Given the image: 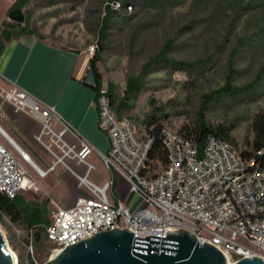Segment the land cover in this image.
<instances>
[{
  "label": "built area",
  "instance_id": "built-area-1",
  "mask_svg": "<svg viewBox=\"0 0 264 264\" xmlns=\"http://www.w3.org/2000/svg\"><path fill=\"white\" fill-rule=\"evenodd\" d=\"M112 5L116 11L123 9L121 3ZM126 10L133 8L129 6ZM97 49L99 44L91 46L88 55L93 58ZM96 97L99 127L111 143L109 152L101 154V159L113 176L103 186L90 179L96 171L89 161L92 148L82 143L78 152L68 144L66 137L70 128L55 107L40 104L17 87L7 96L17 112L41 123L36 141L57 160L48 172L37 170L39 175L45 177L63 164L86 191L72 208L55 205L48 226L39 225L30 230L24 244V264H39L36 233L41 227L45 228L47 243L51 246L46 262L69 247L116 229H128L135 239L143 240L166 239L168 233L186 232L201 245L209 243L219 249L228 264L264 259V164L255 158H243L233 144L215 136L207 138L201 151L195 141L164 128L162 141L168 163L162 173L154 175L148 165L154 138H139L132 120L115 113L105 83L97 89ZM58 122L65 124L60 133L54 131V123ZM45 137H49L51 144H46ZM54 147L61 150L62 157ZM72 156L86 168L85 175L76 174L66 164L65 160ZM26 164L33 166L29 156L0 131V193L10 200H15L21 192L40 189ZM118 181L125 184L128 196L140 200L135 209L122 198L111 201L110 195Z\"/></svg>",
  "mask_w": 264,
  "mask_h": 264
},
{
  "label": "rangeland",
  "instance_id": "rangeland-1",
  "mask_svg": "<svg viewBox=\"0 0 264 264\" xmlns=\"http://www.w3.org/2000/svg\"><path fill=\"white\" fill-rule=\"evenodd\" d=\"M115 1L119 0H29L23 12L32 31L47 34L64 47L86 51L99 44L102 58L99 68L104 83L107 86L113 84L118 104L123 102L130 107V112L123 116L132 120L139 138L145 139L148 136L146 125L153 117L158 118L164 128L181 132L185 126L193 128L202 116L213 128L234 126L231 135L239 150L251 151L253 122L257 114L264 112V75L262 82L255 88L258 73L264 65V41H258L255 37L261 23L262 10L239 17L228 35L223 62L216 63L202 78L190 80L181 72L173 74L162 70L149 73L144 72V67L149 58L157 54L170 38H177V48L171 53V57L176 60L197 61L212 53L228 34L226 25L233 17L230 0H120L134 1L130 4L132 11L121 12L113 8ZM124 15L130 17L128 22L122 18ZM190 23L194 24V35L186 29ZM246 36L252 38L250 42L243 43L234 65L237 73L230 82L240 88L253 86L255 89L251 95H241L238 99L230 96L212 103L210 100L213 93L227 84L229 52ZM130 80L137 82L138 91L130 90ZM13 88L0 81V112L12 108L15 113L25 115L17 112L7 100ZM0 123H3L1 116ZM44 141L51 144L49 137ZM81 149V145L75 147V151ZM54 150L59 157L63 156L57 147ZM50 156L53 165L57 160ZM70 160L77 161L72 156V159L65 160L67 165ZM58 166L64 165L59 164L56 168ZM26 167L30 176L35 178L30 166L26 164ZM151 170L156 174L162 173L165 167L160 162H152ZM40 193L31 192L30 196L22 198L33 205ZM53 208L44 212L45 222L50 221ZM40 229L42 245L38 246L37 251L39 264L47 261L51 247L47 243L45 228ZM0 230L6 236L19 264H24L28 224L15 223L0 211Z\"/></svg>",
  "mask_w": 264,
  "mask_h": 264
},
{
  "label": "crops",
  "instance_id": "crops-1",
  "mask_svg": "<svg viewBox=\"0 0 264 264\" xmlns=\"http://www.w3.org/2000/svg\"><path fill=\"white\" fill-rule=\"evenodd\" d=\"M16 1L0 0V33L6 23L18 24L9 19L11 12L16 10ZM17 30L19 28L14 31ZM91 62L87 50L76 51L71 47H64L47 34L41 35L33 31L31 34L24 33L14 37L0 52V81L7 86L23 90L40 104L56 108L70 128L66 137L68 142L78 148L82 143L92 148L89 161L95 165L96 171L90 175V179L103 186L113 176L101 159V154L109 152L111 143L99 127ZM0 116L3 121L0 123V131L28 155L33 163L34 167L28 165L35 173V179L40 186L35 192H41L34 205L44 212L55 205L65 209L74 207L78 199L86 195V191L79 187L72 171L67 167L58 166L45 177H41L37 171L48 172L53 161L50 154L36 143V138L41 132V123L29 116L15 113L12 108L2 110ZM54 129L60 133L65 129V124L54 123ZM68 163L76 174L85 175L86 168L76 160H70ZM126 190L125 184L118 181L110 195L111 201L122 198L133 210L140 200L135 196H128ZM28 195L30 196L31 192H21L19 197Z\"/></svg>",
  "mask_w": 264,
  "mask_h": 264
},
{
  "label": "trees",
  "instance_id": "trees-1",
  "mask_svg": "<svg viewBox=\"0 0 264 264\" xmlns=\"http://www.w3.org/2000/svg\"><path fill=\"white\" fill-rule=\"evenodd\" d=\"M119 1H115V2L122 4L123 9L121 11H127L126 10L127 7L129 6L132 7V5L130 4L134 2V1L119 2ZM152 1H156V0H152ZM28 2L29 0H17L14 8L23 10L24 7L28 4ZM160 3L163 4L162 1ZM229 5H230V12L233 14V17H231L230 21L227 22L226 25L228 34L215 46L214 51L212 53L205 55L203 58L197 61L176 60L171 57V53L177 48L176 46L177 38L176 37L170 38L167 40V42H165L164 46L157 54L149 58L147 65L144 67L145 69L144 72L149 71V73H151L153 71L158 72L162 70H168L173 74H175L176 72L184 73L190 80L202 78L208 71L212 70V67L216 63L223 62L224 54L227 51L228 35L230 34V31L235 27L238 18L247 13L250 14L252 12L262 10L261 23L260 26L258 27L259 29L257 31V34H255V37H257L258 41H264V36L262 35V33H264V0H230ZM223 14H225V12H223ZM122 18L126 22L130 20V17L128 15H124ZM108 22L109 20L107 18L106 23ZM29 24L30 22L28 19L24 23V25L6 23L0 33V52L3 51L6 43L10 42L14 37H17L18 35L24 33H29V34L33 33V31L30 29ZM193 26L194 24L190 23L187 25L186 29L189 32L192 31L190 34L194 35L195 30H193ZM17 28H19V30L14 31ZM107 28L108 25L105 26V30ZM251 38L252 36H246L244 40L240 39L238 41V44L231 51V53L229 52L228 55L229 58L227 59L228 68L226 72L228 76L227 84L222 89L213 93V96L210 100L212 103L217 100L219 101L221 99H225L226 97H230V96H232L234 99H238L241 95H247V94L249 95L262 82L264 75V65L261 67L258 73L257 79L255 81L256 83L255 88L253 86L240 88L238 86L232 85V82H230V79H232L237 73V71L234 68V65L236 58L237 59L239 58L238 55L240 54L241 47L243 43L250 42ZM101 62H102L101 51L99 49L98 51H96V54L92 58V62H91V70L95 78V85L93 87L95 91H97V89L104 83L103 75L99 68V64H101ZM136 83L137 82L135 80L129 81L130 90H134V91L139 90V87L136 86L137 85ZM108 88L117 115L121 117L125 113H129L130 107L128 106L127 103L122 102L118 104L117 96L115 93V87L113 86V84H109ZM252 127L254 132V138L252 141V150L251 151L245 150L243 152L240 151V153L243 158L245 159L255 158L259 164L263 165L264 164V112L256 115ZM146 129L148 130V136L154 138V143L152 145L149 154L148 165L151 166L152 162H160L166 168L168 160L162 141V131L164 127L159 123L158 118L153 117L152 120L146 125ZM233 129L234 126L229 128H225L222 126L213 128L208 124L205 117L201 116L193 128H188L187 126H185L184 128H182L181 132L179 133L195 141L198 144L201 151L203 150L205 142L209 136H215L220 140L230 142L237 149H239L238 145L232 139L231 133ZM260 152H262V156H258ZM153 174L157 175L156 172H153ZM0 211L15 223L23 222L28 224L29 232L32 228L36 226L42 224L48 226L50 224V221L47 222L44 221L43 209H41L40 207L34 204L32 205L30 203L29 204L26 203L25 200L19 196L15 200H10L5 194L0 193ZM41 245L42 243L38 244V246Z\"/></svg>",
  "mask_w": 264,
  "mask_h": 264
},
{
  "label": "water",
  "instance_id": "water-1",
  "mask_svg": "<svg viewBox=\"0 0 264 264\" xmlns=\"http://www.w3.org/2000/svg\"><path fill=\"white\" fill-rule=\"evenodd\" d=\"M10 21L23 24V10L16 9L9 15ZM92 59V58H91ZM36 242H42L40 232ZM8 241L0 230V264H16L8 249ZM45 264H228L226 256L213 245H201L186 233H168L166 239L134 237L128 229L100 233L56 254ZM237 264H264V259H244Z\"/></svg>",
  "mask_w": 264,
  "mask_h": 264
},
{
  "label": "bare ground",
  "instance_id": "bare-ground-1",
  "mask_svg": "<svg viewBox=\"0 0 264 264\" xmlns=\"http://www.w3.org/2000/svg\"><path fill=\"white\" fill-rule=\"evenodd\" d=\"M8 249H9V251L11 252V254L14 256V259H15V262H16V264H17V257H16V255H15V253L14 252H12V250L10 249V247H9V245H8Z\"/></svg>",
  "mask_w": 264,
  "mask_h": 264
}]
</instances>
